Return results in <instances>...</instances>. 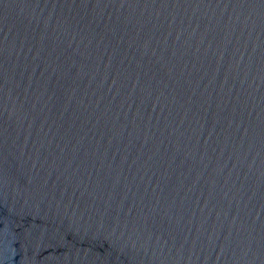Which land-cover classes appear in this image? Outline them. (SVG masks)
Listing matches in <instances>:
<instances>
[{
	"label": "water",
	"instance_id": "water-1",
	"mask_svg": "<svg viewBox=\"0 0 264 264\" xmlns=\"http://www.w3.org/2000/svg\"><path fill=\"white\" fill-rule=\"evenodd\" d=\"M0 264H264V0H0Z\"/></svg>",
	"mask_w": 264,
	"mask_h": 264
}]
</instances>
